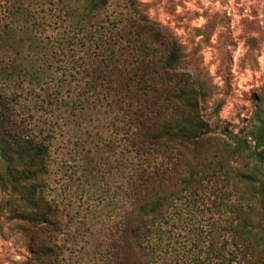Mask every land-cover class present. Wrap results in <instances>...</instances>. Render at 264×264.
<instances>
[{
	"label": "rangeland",
	"instance_id": "obj_1",
	"mask_svg": "<svg viewBox=\"0 0 264 264\" xmlns=\"http://www.w3.org/2000/svg\"><path fill=\"white\" fill-rule=\"evenodd\" d=\"M27 4L38 40L24 53L25 80L0 75V134L7 145L47 149L48 172L36 184L46 222H28L21 193L0 187V264H197L187 248L215 220L207 201L173 216L166 246L128 239V182L139 163L124 157L118 106L87 82L106 45L125 64L138 55L160 70L175 43L179 67L162 78L170 91L198 94L209 132L197 150L173 147L163 163L239 183L255 165L264 170V143L254 138L264 119V0H108L84 30L70 28L55 0Z\"/></svg>",
	"mask_w": 264,
	"mask_h": 264
},
{
	"label": "trees",
	"instance_id": "obj_2",
	"mask_svg": "<svg viewBox=\"0 0 264 264\" xmlns=\"http://www.w3.org/2000/svg\"><path fill=\"white\" fill-rule=\"evenodd\" d=\"M107 1L55 0L54 6L63 12L70 28L84 30L86 25L92 26L91 22ZM36 25L27 0H0V54L5 57L0 75L7 82L25 80L24 53L38 40ZM106 46V57L91 68L87 84L94 91H102L109 106L111 101L118 106L124 157H133L139 163L128 182L131 191V204L125 215L128 239L140 249L144 244L166 246L164 242L170 238L168 227L173 216L199 199L209 202L208 210L213 212L215 220L205 231L196 233L192 244L195 251L187 248L193 262L264 264L263 164L260 162L259 169L256 165L251 168L257 173L248 170L238 174L236 181L240 182L229 187L226 178L206 181L200 171L188 164H179L171 170L163 163L173 147L197 150L202 137L209 132L208 123L199 111L198 94L187 86L173 88L172 92L166 86L167 80L162 78L175 76L179 47L172 42L160 70H156L151 59L138 55L125 64L120 58H114L111 45ZM108 53L114 59H108ZM39 80L37 77L33 83ZM159 81L160 87H157ZM257 122L254 138L258 146H263L264 119ZM47 172V149L43 144L28 142L17 148L13 142L7 145L0 134V187L21 193V200L29 211L25 218L30 223L46 222L45 214L37 213L36 184ZM139 264H162V261L141 260Z\"/></svg>",
	"mask_w": 264,
	"mask_h": 264
}]
</instances>
